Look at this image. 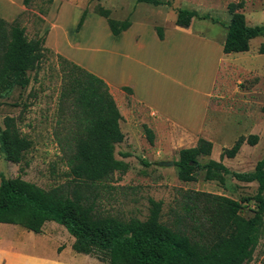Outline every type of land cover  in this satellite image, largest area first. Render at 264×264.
Listing matches in <instances>:
<instances>
[{"label":"rangeland","instance_id":"rangeland-1","mask_svg":"<svg viewBox=\"0 0 264 264\" xmlns=\"http://www.w3.org/2000/svg\"><path fill=\"white\" fill-rule=\"evenodd\" d=\"M65 1L69 5L60 12L59 25L50 34L51 25L58 21L59 6L50 14L53 2L46 13L41 12L47 7L46 0H34L22 8L17 5L22 0H0L1 17L8 21L17 18L29 39L44 35V45L49 49L40 69L27 72L28 85L16 86L8 96L0 98V127L4 116H14L21 131L32 140V147L19 163L5 160L0 153V172L5 177L20 176L44 189L66 187L69 183L73 186L55 136L62 126L69 125L64 119L58 121L62 116L57 55L61 54L103 78L111 86L110 92L121 113L119 126L124 137L115 145L114 155L127 163L128 168L125 173L115 172L112 179L93 188L92 194L97 193L98 213L143 220L149 213L152 198L162 203L161 220L171 223L174 210L182 211L180 205L187 201L183 194L198 191L237 200L248 197L249 200L242 201L240 214L251 216L255 181H238L231 174H223L222 183L206 180L202 168L195 169V180L182 181L174 163H162L178 160L179 150L194 146L199 137L212 143L210 154L196 157L201 164L213 159L229 171L241 172L252 170L264 158V34L250 40L246 53H229L220 59L211 41L225 36V25L230 19L228 3L239 0H160L158 5L136 0ZM78 6L92 15L77 31L81 16H77ZM100 7L109 9V18L113 20L129 18L146 26L141 24L127 34L113 36L106 18L97 16L96 9ZM181 8L207 17H194L190 24L193 30L175 28L176 11ZM239 11L248 25H264V0H244ZM149 23L153 28L159 25L167 31L165 43L147 27ZM216 76L204 131L192 132L166 121L195 123L205 93ZM121 82L131 84L136 90L134 95L141 97L150 109L154 107L158 117L132 100L130 93L122 91V86L117 88ZM145 125L152 130V143ZM250 134L258 136L254 145L244 141L234 157H220L224 147H230L239 136ZM125 153L128 155L124 156ZM73 241L67 230L54 221L45 222L39 233L0 223V264H108L102 253L76 252ZM263 260L264 220L247 264H261Z\"/></svg>","mask_w":264,"mask_h":264},{"label":"trees","instance_id":"trees-1","mask_svg":"<svg viewBox=\"0 0 264 264\" xmlns=\"http://www.w3.org/2000/svg\"><path fill=\"white\" fill-rule=\"evenodd\" d=\"M34 0H22L25 7ZM158 5L160 0H136ZM53 0H46V13ZM244 0L229 2V22L222 44L224 53L249 50L250 40L264 34V25H248L239 11ZM106 18L110 31L118 35L131 25L126 18H109L110 10L97 8ZM83 10L77 24L78 31L86 17ZM193 17L205 18L195 10L178 9L175 24L188 27ZM159 39L164 28L154 26ZM44 35L27 38L17 18L8 21L0 17V98L8 96L16 86L25 87L28 71L37 72L49 50ZM61 72L59 106L67 127L55 132L61 158L67 166L70 183L44 189L20 176L5 177L0 172V223L19 225L39 233L47 221L62 225L74 238L72 248L78 253L99 252L108 264H247L258 243L264 217V158L249 171H229L220 162L210 159L201 164L199 155H208L212 143L199 137L192 147L182 148L177 167L182 181L196 179L195 169L204 170V179L224 181L223 174L236 180L257 183L252 196L254 208L249 217L242 216V200L208 192L192 191L183 194L187 200L174 210L171 223L161 220V201L149 199V213L145 219H122L96 211L98 184L112 179L115 172L125 173L128 164L114 155L115 145L123 140L119 126L121 114L110 92L109 84L100 76L76 62L57 55ZM131 92L129 87H122ZM150 143L152 130L144 126ZM258 136H239L230 147H224L220 157H234L242 143L254 145ZM32 147V140L21 131L17 118L6 115L0 127V153L5 160L19 163ZM127 156L128 154H123ZM264 264V260L261 262Z\"/></svg>","mask_w":264,"mask_h":264},{"label":"crops","instance_id":"crops-1","mask_svg":"<svg viewBox=\"0 0 264 264\" xmlns=\"http://www.w3.org/2000/svg\"><path fill=\"white\" fill-rule=\"evenodd\" d=\"M19 7H25L23 4H17ZM66 5H69V4H67V2L65 1V0H63L62 1V3H60L59 4V0H53V3H52V6H51V9H50V14H54L55 12H56V9H55V6H59V8H58V11H57V13H56V18L58 19V21H57V23H53L52 25H51V27H50V34H51V32H52V30L54 29V28H57L58 27V25H59V18H58V16H59V14H60V12L66 7ZM79 7V9H80V11L79 10H77L78 12H79V14L77 15V16H79L80 14H82V10H81V7L80 6H78ZM55 11V12H54ZM90 15H92V13L90 14V13H88V14H86V17H85V19H84V21H83V23H85L86 22V19L90 16ZM96 15V14H95ZM77 16L73 19V26H72V28H74V25H75V19L77 18ZM97 16H98V13H97ZM101 16V15H100ZM1 17V16H0ZM3 18V17H2ZM194 18V17H193ZM192 18V19H193ZM5 19V18H4ZM7 20V19H6ZM82 23V25H81V27H80V29L82 28V26L84 25ZM145 25L146 26V23H142L141 21H139V22H136V20H132L131 21V25L126 29V30H124V31H122L121 33L124 35V34H127L132 28H134V27H137V26H140V25ZM191 24V23H190ZM175 25V28H180L181 29V27L182 28H190V29H192V27H191V25H189L188 27H183V26H180V25H177V24H174ZM147 27H150V28H152V32H153V34L156 36V38L160 41V42H162V43H165L167 40H166V38H167V31H165L164 30V38L163 39H159L158 38V36H157V34H156V32H155V30H154V28H153V24H151V23H149V26H147ZM168 29V28H167ZM193 30V29H192ZM66 31V30H65ZM111 33V32H110ZM121 33H119L118 35H113L112 33V35L113 36H119ZM224 38H225V36L222 38V39H219V40H215V39H213V40H211L212 41V43H213V45H214V47H217V52L219 53V55H218V58L220 59V58H224V55L226 54V53H224L223 51H222V44H223V41H224ZM204 40H207V39H204ZM248 51V50H247ZM247 51H244L245 53L247 52ZM223 53V54H222ZM237 53H241V52H237ZM227 54H229V53H227ZM216 79H217V76L213 79V81H212V83H211V89H209L206 93H205V102H204V105H203V107H202V111L201 112H199V114H198V116L196 117V122L195 123H193V122H189V121H187V120H183V121H180V120H178V119H173V121H170V120H166L167 122H171V123H174V124H177V125H180V126H182V127H184V128H186V129H188V130H190V131H192V132H202V131H204L205 130V118H206V112H207V107H208V103H209V97L211 96V94H212V91H213V89H214V84L216 83ZM119 86H122V87H129L130 89H131V92H128V93H130V96H131V99L132 100H134V101H137V102H140L141 104H143L145 107H147V108H149L148 107V105L144 102V100L141 98V97H138V96H136V95H134V91H136L135 90V88L130 84V85H127V84H125V83H119L116 87L118 88ZM109 87H111L110 85H109ZM111 91V90H110ZM122 91H124V92H126L124 89H122ZM151 108L152 109H150V111H151V113H153L155 116H157L156 114H157V110L154 108V107H152L151 106ZM121 114V113H120ZM158 117V116H157ZM159 118H161V117H159ZM166 118H168V117H166ZM121 119V118H120ZM169 119V118H168ZM16 255H18V256H27V255H24V254H16ZM57 263V262H56ZM55 262H53V264H56Z\"/></svg>","mask_w":264,"mask_h":264},{"label":"water","instance_id":"water-1","mask_svg":"<svg viewBox=\"0 0 264 264\" xmlns=\"http://www.w3.org/2000/svg\"><path fill=\"white\" fill-rule=\"evenodd\" d=\"M162 163H164L165 165H172L173 161H165V162H162Z\"/></svg>","mask_w":264,"mask_h":264}]
</instances>
